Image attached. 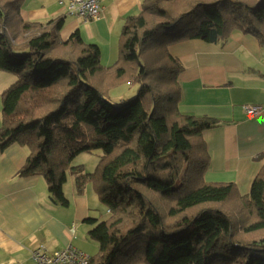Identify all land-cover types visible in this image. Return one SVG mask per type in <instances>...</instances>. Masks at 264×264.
Masks as SVG:
<instances>
[{"label": "trees", "instance_id": "obj_1", "mask_svg": "<svg viewBox=\"0 0 264 264\" xmlns=\"http://www.w3.org/2000/svg\"><path fill=\"white\" fill-rule=\"evenodd\" d=\"M22 2L0 0V71L16 75L0 94V150L25 148L19 175H41L62 206L69 174L78 193L91 184L108 215L86 220L88 264H264V162L247 194L204 180L202 133L217 121L179 111L182 65L168 52L235 29L264 48V0H142L111 65L78 30L63 38V17L25 20ZM120 85L136 94L113 103ZM92 152V171L74 164Z\"/></svg>", "mask_w": 264, "mask_h": 264}, {"label": "crops", "instance_id": "obj_2", "mask_svg": "<svg viewBox=\"0 0 264 264\" xmlns=\"http://www.w3.org/2000/svg\"><path fill=\"white\" fill-rule=\"evenodd\" d=\"M141 2L101 0L100 18L88 22L67 15L66 0H23L19 10L27 21L63 17L61 36L78 30L85 42L98 45L100 62L111 65L125 19L140 11ZM168 52L182 65L179 111L217 121L202 133L210 156L204 180L232 182L247 194L264 162V48L254 36L235 29L224 41L186 39L170 44ZM2 72L0 86L11 79ZM248 105L261 109L248 115ZM26 157L17 143L0 150V264H34L31 252L40 245L50 252L71 245L94 254L97 243L88 236L86 220H102V207L91 184L78 193L69 174L63 185L68 204L62 206L50 198L41 175H19Z\"/></svg>", "mask_w": 264, "mask_h": 264}, {"label": "built area", "instance_id": "obj_3", "mask_svg": "<svg viewBox=\"0 0 264 264\" xmlns=\"http://www.w3.org/2000/svg\"><path fill=\"white\" fill-rule=\"evenodd\" d=\"M102 11L101 0H66V14L84 22L98 20ZM259 105L244 106L248 115L259 112ZM34 264H88L89 255L71 245L62 250L50 252L40 245L31 252Z\"/></svg>", "mask_w": 264, "mask_h": 264}, {"label": "rangeland", "instance_id": "obj_4", "mask_svg": "<svg viewBox=\"0 0 264 264\" xmlns=\"http://www.w3.org/2000/svg\"><path fill=\"white\" fill-rule=\"evenodd\" d=\"M108 65H110V64H108ZM1 75H3V74H1ZM4 75L5 76H9L11 79H10V81H8V83H5V85L0 86V88L1 89L3 88V90L6 87H8L10 84H12L15 81V79H16V75L13 74V73L12 74H9V73L4 72ZM125 87H126V89H125ZM136 87H137L136 85L135 86H130V89H128L127 86H121L120 85V86H118L116 88H113L109 92L108 99L111 102H113V103H117V102L122 101V99H129L130 97L132 98L136 94ZM0 104H1V102H0ZM98 158L99 157H98V155H97L96 152H92V153H81L80 155H78L75 158L74 164H81L86 171H92L95 168V166H96V164L98 162ZM89 189L90 190L92 189L91 192L92 191L94 192V190H93L92 187L91 188L89 187ZM100 205H101L100 207H102V209H101V217H102V219H105L107 217V215H108V211L106 213L104 211L105 208L103 207V205L101 203H100ZM92 241H94V240H92Z\"/></svg>", "mask_w": 264, "mask_h": 264}]
</instances>
